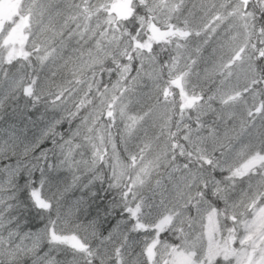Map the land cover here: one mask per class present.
I'll use <instances>...</instances> for the list:
<instances>
[{"label":"snow or ice","instance_id":"1","mask_svg":"<svg viewBox=\"0 0 264 264\" xmlns=\"http://www.w3.org/2000/svg\"><path fill=\"white\" fill-rule=\"evenodd\" d=\"M0 264H264V0H0Z\"/></svg>","mask_w":264,"mask_h":264},{"label":"trees","instance_id":"2","mask_svg":"<svg viewBox=\"0 0 264 264\" xmlns=\"http://www.w3.org/2000/svg\"><path fill=\"white\" fill-rule=\"evenodd\" d=\"M210 51H211L210 48L207 49V50L203 53V56H204L205 58H207L208 55H209V52H210ZM198 66H199L200 69H204V68L206 67L205 63H203V62L199 63ZM196 70H197V69H196ZM166 79H167V73H166V71H165L164 78H163L161 81H159V83L161 84V86H163V84H164V80H166ZM148 83H149V85L151 84V82H148ZM208 87H215V85H213V84H208ZM144 90L147 91L148 89H144ZM177 99H178V97H177ZM130 147H131V145H130ZM119 150H120V152H121V157L123 158V157L125 156V154H124V152H123V148H122V146H119ZM229 223H230V222H229Z\"/></svg>","mask_w":264,"mask_h":264},{"label":"rangeland","instance_id":"3","mask_svg":"<svg viewBox=\"0 0 264 264\" xmlns=\"http://www.w3.org/2000/svg\"><path fill=\"white\" fill-rule=\"evenodd\" d=\"M203 70H204V69H200L199 66L197 67V71H199L202 75H203ZM200 83H201V84H205L206 82L202 80V81H200ZM235 246H238V245H234V247H235Z\"/></svg>","mask_w":264,"mask_h":264}]
</instances>
